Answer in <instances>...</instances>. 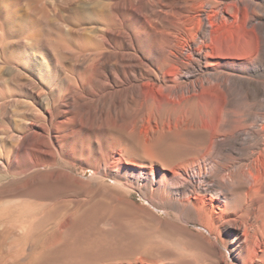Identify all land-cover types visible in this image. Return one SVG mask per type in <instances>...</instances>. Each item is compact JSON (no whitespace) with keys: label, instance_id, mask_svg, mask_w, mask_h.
Returning a JSON list of instances; mask_svg holds the SVG:
<instances>
[{"label":"bare ground","instance_id":"obj_1","mask_svg":"<svg viewBox=\"0 0 264 264\" xmlns=\"http://www.w3.org/2000/svg\"><path fill=\"white\" fill-rule=\"evenodd\" d=\"M165 2L136 0L137 8L133 0H112L96 15L104 24L95 31L101 46L79 47L82 65L76 62L64 75L56 70L47 116L26 129L39 136L33 166L48 163L54 171L45 170L42 179L61 183L69 175L83 188L73 173L54 165L64 157L82 160L93 179L158 192L178 211L193 213L198 230L184 223L180 236L204 260L180 254L167 264H264V80L250 77L264 68V20L253 25L258 33L248 21L232 29L224 14L231 0ZM115 88L113 111L108 104L76 103L84 89L112 95ZM228 98L251 102L227 121ZM191 141L194 146H186ZM146 200L155 208L151 197ZM136 208L147 214L148 225L171 231L151 208Z\"/></svg>","mask_w":264,"mask_h":264},{"label":"rangeland","instance_id":"obj_2","mask_svg":"<svg viewBox=\"0 0 264 264\" xmlns=\"http://www.w3.org/2000/svg\"><path fill=\"white\" fill-rule=\"evenodd\" d=\"M110 1L0 0V264H167L180 254L199 263L204 260L203 252L189 247L180 236L184 223L198 230L194 214L178 211L160 193L121 190L109 177L93 179V169L69 157L54 165L73 173L83 188L69 175L61 183L50 176L42 179L45 170L54 169L48 163L45 168L33 166L39 136L26 129L37 118L47 116L45 99L55 86L56 70L60 68L62 75L71 72L76 62V68L82 65L79 51L88 43L101 46L95 31L104 24L97 16L106 12ZM186 1L193 5L199 0H166L176 6H184ZM231 2V10L224 13L230 18V27L248 21V27L258 33L253 25L264 20V0ZM133 3L140 7L136 0ZM134 44L140 45L139 40L134 39ZM118 66L117 75L121 73ZM250 77L264 80V68ZM118 89L112 95L104 89L91 95L84 89V100L76 103L108 104L113 111L119 105ZM247 100L246 104L228 98L225 120L237 119L251 102ZM194 144L191 141L186 146ZM112 195L122 200L116 201ZM150 197L155 208L147 203ZM139 205L167 219L171 231L148 225L147 214L136 208Z\"/></svg>","mask_w":264,"mask_h":264}]
</instances>
